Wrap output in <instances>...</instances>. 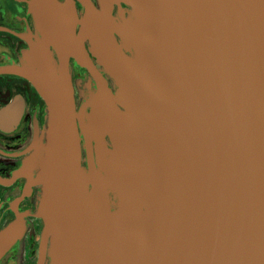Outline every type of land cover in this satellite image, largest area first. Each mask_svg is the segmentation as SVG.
I'll return each mask as SVG.
<instances>
[{"label": "water", "instance_id": "water-1", "mask_svg": "<svg viewBox=\"0 0 264 264\" xmlns=\"http://www.w3.org/2000/svg\"><path fill=\"white\" fill-rule=\"evenodd\" d=\"M80 1L78 34L70 2L30 3L58 65L0 69L47 105L38 264H264V0ZM68 57L94 81L78 110Z\"/></svg>", "mask_w": 264, "mask_h": 264}, {"label": "flooded vegetation", "instance_id": "flooded-vegetation-1", "mask_svg": "<svg viewBox=\"0 0 264 264\" xmlns=\"http://www.w3.org/2000/svg\"><path fill=\"white\" fill-rule=\"evenodd\" d=\"M101 10L102 0H86ZM32 0H0V69L24 66L37 70L33 48L42 47L58 65L60 52L42 37L41 22L30 6ZM73 4L77 14L76 33L86 12L80 0H58ZM112 16H127L131 10L122 2H111ZM83 46L92 64L107 79L90 42ZM68 67L77 110L90 73L73 57ZM94 88V87H93ZM47 105L32 82L21 75L0 73V264H38L43 221L37 215L42 190L28 169L35 146L46 142Z\"/></svg>", "mask_w": 264, "mask_h": 264}, {"label": "bare ground", "instance_id": "bare-ground-1", "mask_svg": "<svg viewBox=\"0 0 264 264\" xmlns=\"http://www.w3.org/2000/svg\"><path fill=\"white\" fill-rule=\"evenodd\" d=\"M211 19H212V18H211ZM211 19H210L209 24H210L211 26H214V25H215L214 20H213V19L211 20Z\"/></svg>", "mask_w": 264, "mask_h": 264}]
</instances>
